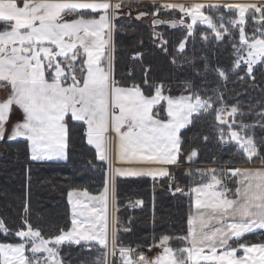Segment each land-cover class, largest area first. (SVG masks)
Wrapping results in <instances>:
<instances>
[{
    "label": "snow or ice",
    "instance_id": "6c2138e0",
    "mask_svg": "<svg viewBox=\"0 0 264 264\" xmlns=\"http://www.w3.org/2000/svg\"><path fill=\"white\" fill-rule=\"evenodd\" d=\"M121 2L110 0H0V83L10 86L6 99L0 101V140L23 138L30 149V158L60 160L66 158L69 141L67 118L82 122L88 145L95 149L96 158L107 165L103 190L98 195L83 191L68 192L72 209L71 229L45 237L27 220L14 235L18 243H0V264H63L58 246L81 241L99 245L102 257L96 264H107L109 252L118 254L120 264H264V242L249 243L246 234L264 230V168L226 171L205 170L206 182L191 187L194 212L187 216L186 234L175 239L182 245L173 248V237L163 235L156 247L162 249L154 259L123 246L118 237L119 220L110 219L109 203L114 198L119 177H171L166 165H178L181 159L192 161L198 149L183 151L181 130L194 127L201 117L212 115L214 135L220 144L234 143L251 161L262 150L245 124L237 104L228 105L225 89L230 75L243 81L245 76L255 81L254 66L264 63V27L246 32V14L264 24V3L205 4L169 3L159 8L178 10L177 23H186V35L176 45L183 54L197 24L208 31L200 33L205 42L209 32L213 42L232 43L234 49L229 68H209L206 57L203 72L197 70V57H185L184 63L194 76L208 71L216 73L221 85L209 90L197 86L193 78L178 81L179 94H173L170 81L149 79L150 69H144L141 83H127L115 73V53L112 35L113 21L118 18ZM224 7L237 13L227 21L223 15L214 18L206 8ZM148 13H139L137 19ZM164 21L153 20V25ZM154 43L168 53V41L154 33ZM142 57L137 53L136 57ZM173 63L177 57L173 56ZM246 65V68L242 67ZM244 71L245 76H239ZM130 75V74H129ZM14 108L21 119L8 123ZM264 122V111L257 113ZM264 127V123H260ZM204 135L203 140L208 141ZM264 143V142H262ZM119 163L120 167L115 164ZM264 164V160H261ZM147 166V167H146ZM158 166V167H157ZM236 177L235 187L227 180ZM174 181V177H171ZM175 192H183L180 187ZM110 193L112 196L110 197ZM142 204L143 201H136ZM27 210V209H26ZM0 231L9 230L0 221ZM244 255L238 257L237 252ZM30 250L33 258L25 255ZM44 253L43 257L37 254Z\"/></svg>",
    "mask_w": 264,
    "mask_h": 264
},
{
    "label": "trees",
    "instance_id": "16d2710c",
    "mask_svg": "<svg viewBox=\"0 0 264 264\" xmlns=\"http://www.w3.org/2000/svg\"><path fill=\"white\" fill-rule=\"evenodd\" d=\"M129 6L137 10L143 5ZM204 11L214 18L223 15L226 21L237 16L236 12L224 7L206 8ZM252 15L249 12L245 25L249 35L254 28L264 27V24L257 22L259 14H255L257 21L252 20ZM154 17L178 21L182 18L173 17L170 11L152 15ZM185 21L190 22L189 19ZM186 23L177 27L153 26L145 19L138 20L126 14L117 18L113 35L117 78L129 84L141 83L143 70L147 68L150 69L149 79L170 81L174 95L180 91L178 81L185 78H193L197 86L208 89L211 95V89L221 85L216 73L208 71L202 76H194L193 69L184 63V58L197 57L195 65L200 72L204 71L205 61L199 57L207 58L210 69L217 66L229 68L234 59L231 45L238 42V33L235 34V41L226 39L224 42H213L209 32V41L205 42L200 33L208 31L207 27L197 24L195 34L189 38L186 50L181 55L177 53L176 45L186 35ZM154 33L161 34L169 42L167 47L170 54L162 52L154 43ZM137 53H142V57L132 58ZM173 56L177 57L176 63L172 62ZM242 67L246 68V65ZM253 74L255 81L247 78L244 71H238L239 76H245L243 81L237 75H230L225 100L229 106L237 104L245 113L243 117H237L238 120L254 125L249 134L254 135L262 149L259 155L249 161L234 143H218L212 127V115L201 117L194 127L183 129V151L197 148L199 154L192 161L182 158L179 166L170 169L175 175L174 189L178 186L184 190L182 193L169 189L168 177L117 178L116 217L119 220L118 237L123 246H155L163 235L173 237L170 240L173 248L182 246L175 237L186 234L187 216L194 208L191 187L209 178L204 172L211 169L204 165L260 164L264 160V127L259 126L264 122L257 115L264 111V63L255 65ZM67 120L69 141L65 161H33L25 140H0V221L9 230L7 233L0 231V243L20 242L14 233L25 220L40 229L45 237L59 234L60 229L70 230L72 211L68 192L86 189L91 194H99L103 190L105 167L96 158L95 149L86 142V126L70 118ZM204 135L209 136L208 141L203 140ZM221 170L217 172L223 175ZM234 187L235 180L231 183V188ZM138 200L143 201L141 206H130ZM244 240L249 243L264 242V230L246 234ZM26 252L32 256L30 250ZM102 254L103 249L94 242H69L59 247L63 264H96Z\"/></svg>",
    "mask_w": 264,
    "mask_h": 264
},
{
    "label": "crops",
    "instance_id": "0c3cea01",
    "mask_svg": "<svg viewBox=\"0 0 264 264\" xmlns=\"http://www.w3.org/2000/svg\"><path fill=\"white\" fill-rule=\"evenodd\" d=\"M110 2L113 3V4H115L117 2H121L123 4L124 10L119 9L118 18L121 17L122 15H125V14L127 15L129 12H131V15H133V14L139 13L140 11H145V12L150 13L151 17H149V18L152 20L153 18H152L151 10H154V12H156L157 10H156V7H154V5L159 6L161 3L191 4V3H197L198 2V3H205V4H219V5L235 4V3H248V4H251V3L260 4L261 3L262 4V3H264V0H110ZM129 5H143V6H140V7H138L139 9L135 10V9L131 8ZM170 14L173 17H177V16H179V17L181 16L182 17V14L179 13L178 10H170ZM248 14L249 13L246 14V17L248 16ZM130 17H132V16H130ZM151 20L148 21L147 18L145 19V21H147L149 23L151 22ZM116 21H117V19H115L113 21V23L115 24ZM113 35H114V31H113ZM113 35H112V45H113ZM113 48H114V45H113ZM134 57H136V56H134ZM9 91H10V86H6L3 83H0V101H2V100L7 98L8 94H9ZM21 117H22L21 111L18 108H14V110L12 112V115H11V119H10V121L8 123L9 132L11 130L12 123L14 121H17V120L21 119ZM18 139H23V138H18ZM2 140L10 141L8 139V132L5 133V137ZM30 155H31V153H30ZM67 158H68V148L66 150V158L65 159H60V160H57V159H54V160H37V161H65V160H67ZM179 165L180 164H178V165H166V166H163V167H166L168 169L169 173H171L170 169L172 167H176V166H179ZM103 166L105 167V169L108 167L107 165H104V164H103ZM115 166L116 167H120L122 165H120L119 163H116ZM225 166H226V167H224L225 171L227 169H229V168L253 169V170L254 169H262V168H264V164H262V163H260V164H252V163L251 164H239V165H228V164H225ZM141 177H147V178H151V179H162V178H165V177H159V176H157L155 178L152 177V176H141ZM119 178H140V177H119ZM236 179H237L236 177H233V180H236ZM79 191H82V190H79ZM95 195H98V194H95ZM111 196H112V194L110 193V197ZM194 199H195V196L193 194V204H194ZM113 200H114V205H115L116 211H117L116 192L114 193ZM134 204H136L137 206L139 205L136 202H134ZM71 211H72V209H71ZM194 211H195V209L193 208V212ZM115 216H116V213H115ZM257 231H262V230L258 229L255 232H257ZM158 249L160 250V252L162 251L161 248L158 247ZM243 255H244V253H243L242 249L237 252V256L238 257L243 256Z\"/></svg>",
    "mask_w": 264,
    "mask_h": 264
},
{
    "label": "built area",
    "instance_id": "2783aa9c",
    "mask_svg": "<svg viewBox=\"0 0 264 264\" xmlns=\"http://www.w3.org/2000/svg\"><path fill=\"white\" fill-rule=\"evenodd\" d=\"M164 4H169V3H161L160 5H164ZM121 10H124V7H122ZM169 11H170L169 9L160 7L158 13H166V12H169ZM183 18L188 19L187 17H183ZM132 58H134V56ZM220 167L224 168L226 166L225 165H221ZM170 174H171V177H174V180H175L174 174H172V173H170ZM171 177H168L169 178L168 187H169L170 190H172L174 188V181L171 179ZM232 181H233V177L230 180L226 181L229 188H231ZM130 206L131 207H135L137 205L132 203ZM115 211H116V207L114 205V200H113V198H111L110 199V219H111V217L113 215L115 216V213H116ZM133 249H135V252L132 254V258L133 259L136 258V253H143V255L145 257H147L149 260L154 259L155 256L158 253H160V250L157 247H154V246L142 247V248H133ZM107 264H120V260H119L118 254H117L116 257H113L111 255V253L109 252L108 259H107Z\"/></svg>",
    "mask_w": 264,
    "mask_h": 264
},
{
    "label": "water",
    "instance_id": "95a60500",
    "mask_svg": "<svg viewBox=\"0 0 264 264\" xmlns=\"http://www.w3.org/2000/svg\"><path fill=\"white\" fill-rule=\"evenodd\" d=\"M142 12H143V13H148V12H145V11H142ZM139 13H141V12H139ZM139 13H136V14L131 15V12H129V13L127 14V16H128V17L132 16L133 18L137 19V16H138ZM149 17H151V16H150V13H148V14L145 15V16L140 17L138 20L146 19V18H149ZM154 19H156V20H160V21H164V23L158 24V25H156V26L167 25V26L172 27L171 22H172V21H178V20H176V19L165 20V19H163V18H161V17H154V18L151 20V24H152V25H153V20H154ZM185 23H186V21H185ZM178 25H181V24L177 23L176 27H177ZM153 26H154V25H153Z\"/></svg>",
    "mask_w": 264,
    "mask_h": 264
},
{
    "label": "rangeland",
    "instance_id": "374dc122",
    "mask_svg": "<svg viewBox=\"0 0 264 264\" xmlns=\"http://www.w3.org/2000/svg\"><path fill=\"white\" fill-rule=\"evenodd\" d=\"M236 4V3H235ZM261 4V3H260ZM259 14V13H258ZM147 20L148 21H150L151 19L150 18H147ZM221 165H225V164H210V165H204L205 167H207V168H209V169H211V170H219V169H222V170H224V168H222V167H220ZM175 176V175H174ZM175 181V180H174ZM171 191H174V188L171 190ZM89 193V192H88ZM89 194H91V193H89ZM91 195H95V194H91ZM138 206H141V204H139ZM108 211H109V214H110V203H109V209H108ZM81 242H85V241H81ZM65 243H69V242H65ZM72 243H74V242H72ZM64 244V243H63ZM61 246V245H60ZM60 246H58V251H59V247ZM154 247H156V246H154ZM158 248V247H157ZM25 255H27V256H29L28 254H27V252L25 253ZM44 255H46V254H44V253H40V254H37V256H39V257H43ZM29 258H33L32 256H29ZM59 258H60V255H59ZM107 259H108V256H107Z\"/></svg>",
    "mask_w": 264,
    "mask_h": 264
}]
</instances>
